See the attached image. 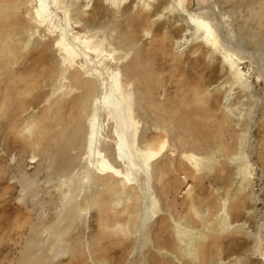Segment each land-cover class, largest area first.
I'll list each match as a JSON object with an SVG mask.
<instances>
[{
    "label": "rangeland",
    "instance_id": "1",
    "mask_svg": "<svg viewBox=\"0 0 264 264\" xmlns=\"http://www.w3.org/2000/svg\"><path fill=\"white\" fill-rule=\"evenodd\" d=\"M44 4L0 0V264H264V0ZM108 70L160 151L149 187L90 163ZM220 210L247 228L202 225ZM185 221L196 261L171 254Z\"/></svg>",
    "mask_w": 264,
    "mask_h": 264
},
{
    "label": "bare ground",
    "instance_id": "2",
    "mask_svg": "<svg viewBox=\"0 0 264 264\" xmlns=\"http://www.w3.org/2000/svg\"><path fill=\"white\" fill-rule=\"evenodd\" d=\"M52 1L56 4L57 2L60 3V0ZM106 1L112 3L114 6H117L120 2V0ZM40 3L43 9L46 8L44 0H40ZM199 20L200 19L198 17H194V21L198 22ZM206 31H209L208 28H206ZM186 42L187 40L185 38L177 41L180 47L183 46ZM69 52L72 57L76 55V51L71 46H69ZM229 64L232 68H235L236 66V64L232 60L229 61ZM235 72L237 73V71ZM107 75L110 81V86L108 87V85H104L103 95H97V97H95L93 96L94 92H88L87 94H85L89 98L90 96L93 97V103H90L88 101V105L91 104L95 112L93 123L91 125V136L89 142L91 157H93V160L91 159L90 163L92 165V168L99 172H109L115 175L117 178L121 179L120 181L122 184H128L131 181H135L132 179L135 178V176H137L139 173L144 174L148 180L147 186L149 187V181L152 176V162L159 157L160 151H156L155 149H153L152 143L148 142V140L146 139L145 131L147 129H145V127L143 131L140 132V122L136 119V113L132 109L133 107L131 108V101L133 100H131V96L129 94L124 92L120 74L110 72V70H108ZM101 116L107 117L114 123V127L112 130L115 137L114 147L107 148L109 140L104 139L103 131L105 130V126L107 127L108 124L104 126L100 124ZM239 156H235L234 160L237 158L236 160L238 161V158H240ZM243 166L240 165L237 167L239 173L245 170V168L243 169ZM149 197L151 203L153 202V211V209H156L157 203L154 200L155 198L153 199L151 195ZM151 213L153 214V212ZM209 217H211V213L210 211H207L206 214L201 216L200 222L204 227L211 228V231L216 233L217 236H221L222 234L225 235V233L238 235V233H242L247 228L246 222L240 223L239 221L234 224L232 221V217L230 219V212L225 210H220L218 215L214 218V221H212L213 218L209 220ZM251 217L253 216L251 215ZM146 222H143V224L147 225ZM185 223L186 226H177V228L181 230V232L183 231L184 234L183 238L180 239L179 242H176L177 250L174 249L173 253L171 251V254L177 253L179 251L182 255H184L183 253H185L190 257L191 260L196 261L199 257V252L197 249L199 240H197L196 238H186L192 235L193 231H191L192 224L190 223V221H185ZM184 235L186 237H184Z\"/></svg>",
    "mask_w": 264,
    "mask_h": 264
}]
</instances>
